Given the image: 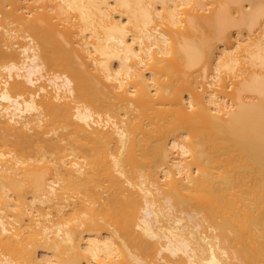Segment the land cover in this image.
I'll list each match as a JSON object with an SVG mask.
<instances>
[{
    "label": "bare ground",
    "instance_id": "bare-ground-1",
    "mask_svg": "<svg viewBox=\"0 0 264 264\" xmlns=\"http://www.w3.org/2000/svg\"><path fill=\"white\" fill-rule=\"evenodd\" d=\"M0 264H264V0H0Z\"/></svg>",
    "mask_w": 264,
    "mask_h": 264
},
{
    "label": "rangeland",
    "instance_id": "rangeland-1",
    "mask_svg": "<svg viewBox=\"0 0 264 264\" xmlns=\"http://www.w3.org/2000/svg\"><path fill=\"white\" fill-rule=\"evenodd\" d=\"M207 12V11H206ZM229 89V88H228Z\"/></svg>",
    "mask_w": 264,
    "mask_h": 264
}]
</instances>
